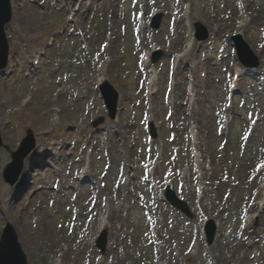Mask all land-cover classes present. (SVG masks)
I'll use <instances>...</instances> for the list:
<instances>
[{"label":"rangeland","instance_id":"rangeland-1","mask_svg":"<svg viewBox=\"0 0 264 264\" xmlns=\"http://www.w3.org/2000/svg\"><path fill=\"white\" fill-rule=\"evenodd\" d=\"M91 1L90 13L86 12L87 2L77 17L78 25L88 28V43H83L66 15L58 13L56 1L13 0L15 20L8 30L14 37L11 60H20L21 65L17 75L0 76V128L11 150L17 149L26 130L32 128L37 148L27 162V180L20 191L21 197L26 195L18 201V190L3 179L11 153L0 149V234L7 222L19 229L29 264L46 260L54 264L63 248L71 251L68 264H159L177 254L185 264H192L197 262L194 257L200 245L207 250L208 264L213 257L202 228L209 217L220 225L214 244L220 247L213 251L222 248L225 255L236 254L240 264L238 256L248 249L244 264H264V210H256L260 218L251 229L242 226L248 208L261 197L252 195L263 180L256 176V167L264 162V0H249L245 14L238 0H193L190 19L201 21L212 33L187 52L186 20L190 19L184 23L179 19H184L189 0ZM141 4L148 12L141 19L144 23L150 24L151 11L163 14L159 30L150 25L143 32L136 30ZM24 12H28V20L21 23L19 15ZM242 20H247L245 30L240 29ZM60 28H69L75 36L59 38L44 69L34 74L30 60ZM240 31L261 59L260 67L251 72H246L234 55L231 38ZM143 35L146 43L141 46ZM154 35L161 44L158 48L164 43L170 47L163 50L159 61L162 78L159 87L153 88L159 90L150 96L145 78L153 66L144 70L141 54L151 49ZM187 53L183 70L173 73L171 61ZM90 59L97 72L104 67L101 73L123 95L115 120L108 117L99 96ZM236 69L242 76L238 93L228 105L227 87ZM172 80L174 91L168 86ZM61 88L66 97L58 93ZM31 96L34 103L26 111L16 106ZM54 106L61 109L62 127L51 117ZM100 117L106 121L94 129L92 122ZM149 121L159 132L152 142H148ZM191 133L195 143L190 141ZM88 146L94 149L90 175L80 186L78 176L84 171ZM148 164L155 166V201L167 181L174 180L192 218L164 203H153L154 194L146 182ZM29 201L32 206L22 217L23 205L15 203ZM42 217L50 222L48 231L37 221ZM103 218L106 224L110 222V248L105 254L96 247L97 226ZM242 234L254 236L255 242ZM153 235L159 237V250L153 245ZM83 237L89 243L80 244ZM115 251L126 256L121 258ZM159 252L162 257L157 256Z\"/></svg>","mask_w":264,"mask_h":264},{"label":"bare ground","instance_id":"bare-ground-1","mask_svg":"<svg viewBox=\"0 0 264 264\" xmlns=\"http://www.w3.org/2000/svg\"><path fill=\"white\" fill-rule=\"evenodd\" d=\"M193 35H191V39H190V42L192 43V41H193ZM170 38V37H169ZM167 39V38H166ZM167 42H170L169 41V39H167L166 40ZM89 65L93 68L94 67V64L92 63V61H91V59H90V61H89ZM156 75V74H155ZM153 77H154V74H153ZM155 78V77H154ZM104 80V78H100V79H98V82L100 83V82H102ZM63 89V88H62ZM66 102H68L67 100H66ZM45 104V103H44ZM44 107H45V105L43 106V107H41V109H44ZM40 110V108H38V111ZM25 173L23 174V179H24V177H25ZM22 179V180H23ZM24 181V180H23ZM262 202H264V200L262 201ZM27 228V227H26ZM108 227L107 226H105V225H103V224H101L100 225V227L98 228V230L97 231H99V230H101V229H107ZM28 229V228H27ZM46 229H47V231H48V229H50V222L47 224V227H46ZM17 233H18V235H19V233L21 234V232L20 231H18L17 230ZM19 239H20V235H19ZM21 240V239H20ZM89 243L88 242V240H86L84 237H83V240L81 241V242H79L80 244L81 243H83V244H85V243ZM217 247H220V245L218 244L217 245ZM200 248V247H199ZM202 249V248H201ZM200 252H201V250H200ZM215 252V254L217 255V258H216V260L218 261V260H222V259H224L223 258V256H224V254H223V252H222V250H221V248H218L217 250H215L214 251ZM41 263H44V264H47V260L45 261V262H41ZM83 264H90L88 261H84L83 262Z\"/></svg>","mask_w":264,"mask_h":264},{"label":"water","instance_id":"water-1","mask_svg":"<svg viewBox=\"0 0 264 264\" xmlns=\"http://www.w3.org/2000/svg\"><path fill=\"white\" fill-rule=\"evenodd\" d=\"M1 5L4 7V9L2 10V12L0 13V45L5 44V40L3 37V33L1 30V24H4V20H6V18L9 15V11H8V0H0Z\"/></svg>","mask_w":264,"mask_h":264}]
</instances>
